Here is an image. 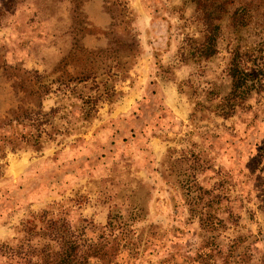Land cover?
Returning a JSON list of instances; mask_svg holds the SVG:
<instances>
[{"label": "rangeland", "instance_id": "rangeland-1", "mask_svg": "<svg viewBox=\"0 0 264 264\" xmlns=\"http://www.w3.org/2000/svg\"><path fill=\"white\" fill-rule=\"evenodd\" d=\"M249 15L203 58L194 0H0V245L264 264V8ZM236 50L260 83L226 114Z\"/></svg>", "mask_w": 264, "mask_h": 264}, {"label": "trees", "instance_id": "trees-1", "mask_svg": "<svg viewBox=\"0 0 264 264\" xmlns=\"http://www.w3.org/2000/svg\"><path fill=\"white\" fill-rule=\"evenodd\" d=\"M194 4L197 18L204 25L203 35L194 53L203 58L215 54L216 36L225 17L229 21L228 26L236 29L250 19L249 12L253 5L256 10L264 8V0H194ZM240 57L241 54L236 50L230 67L231 90L223 100V104L228 107L226 114H230L235 105L246 101L260 83L256 74L241 66ZM33 237L19 240L16 245L1 244L0 258H4V264H17L21 260L24 264H89L88 261L78 260L79 245L71 236L49 235L48 243L43 246L39 242L34 244ZM50 241L55 247L50 245ZM107 264L113 263L108 261Z\"/></svg>", "mask_w": 264, "mask_h": 264}]
</instances>
